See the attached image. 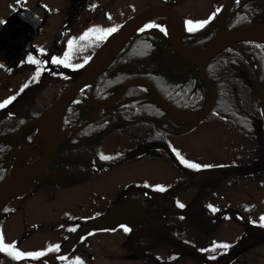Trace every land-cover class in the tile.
<instances>
[{
    "label": "flooded vegetation",
    "instance_id": "1",
    "mask_svg": "<svg viewBox=\"0 0 264 264\" xmlns=\"http://www.w3.org/2000/svg\"><path fill=\"white\" fill-rule=\"evenodd\" d=\"M115 1L107 0L103 7L102 0H0V80H3L2 74H5L10 82L20 83L18 90L12 95L16 98L0 108V128L4 122H21V128L49 111L61 94L83 75L90 61L99 56L119 29L129 19L147 9L145 7L140 12L129 15L118 27L114 25L117 30L102 40L93 34L88 38L92 43H77L76 40L91 28H114L109 25V21L110 9L114 8ZM159 2L162 0H158L156 6ZM101 15L107 19V26L97 27ZM217 17H214L209 27L215 29L214 36L218 29ZM183 20L187 27L188 20L184 16ZM157 25L159 27L151 35L164 41L165 37L161 36L164 31L160 30L164 26L162 23ZM145 36L146 33L140 31L138 36L130 39L97 80L101 76H107L109 70L112 73L117 58L131 55L134 43ZM70 40L74 42L71 50L68 47ZM183 40L184 36L182 45ZM256 43L264 45L263 41ZM88 47L83 61L78 49ZM65 53H69L67 67L51 63L52 57L64 58ZM29 57L40 61V64L29 63ZM77 65L83 66L76 67ZM189 65L191 68L195 67L190 63ZM38 68L44 70L34 79ZM97 80L93 87L84 86L79 97L69 102L58 125L61 143L47 171L57 175L60 181L50 175L43 182L38 179L30 187L33 189L29 188L27 195L16 201L43 193L44 198L41 200L48 211H54L60 203L64 211L59 218L77 221L76 227L72 228L75 231H71L62 243L74 235L86 221L104 215L112 207L121 206L116 218L125 223L113 228L104 226L89 231L64 257H72L86 237L108 234L121 240L125 257L141 261V264H217L212 263L209 254L211 232L221 230L228 223H236L235 219L240 216L239 212L226 203L227 199L225 202L221 196L228 185L241 182L257 170L260 162L264 161H257L260 152L253 159L254 162L247 165L227 163L213 167L201 166L199 169L186 167L174 151V139L190 133L202 124L210 127H224L223 125L207 121L206 118L188 131L189 124L172 119L154 101L151 104L171 119L152 118L149 121L145 101L147 95L127 96L126 99L123 96L111 104H107L106 100L90 101L87 95V102H82L79 99L81 95L85 96L83 93H87L86 89L93 92ZM25 84L28 87L23 88ZM257 86L258 80L255 84L256 88ZM134 87L147 89L140 84L131 86ZM38 96H45V102L41 103L38 111H32V106L40 105ZM2 101L3 99L0 103ZM104 105L107 106L103 107ZM139 106L140 111H137ZM194 107L195 105L177 110L173 106L185 118L196 116L195 113H185ZM133 108L135 109L130 112ZM155 122L164 125L166 131L162 132L158 128L149 133V123L155 125ZM231 133L237 134L232 131ZM247 139L254 143L253 137ZM7 144L10 145L8 157L13 152L24 153L23 165L26 157H40L46 151L45 136L36 126L25 130L15 139L14 147ZM110 144L117 148L110 147ZM254 145V152H257L260 148L256 143ZM101 155L110 159H101ZM155 166H160L166 173L174 175L165 178L166 182L148 178L147 171L155 170ZM229 171L232 177L229 176ZM263 171L264 167L260 172ZM235 177L241 181L230 182ZM158 187H163L165 191H159ZM180 204L184 207H179ZM13 208H20L19 203ZM15 212L14 209L13 214ZM235 215V219L230 220L229 217L234 218ZM125 227L130 231L125 232ZM34 229L39 230L40 227L37 225ZM254 234L256 233L245 232V241L249 242V236ZM255 238L260 239L257 235ZM62 243L47 256L51 257L59 252ZM227 261L218 264H227ZM25 263L27 262L18 261L16 264ZM46 263L78 264V261H60L54 258Z\"/></svg>",
    "mask_w": 264,
    "mask_h": 264
},
{
    "label": "rangeland",
    "instance_id": "2",
    "mask_svg": "<svg viewBox=\"0 0 264 264\" xmlns=\"http://www.w3.org/2000/svg\"><path fill=\"white\" fill-rule=\"evenodd\" d=\"M102 2H104L102 6L105 7L107 0H102ZM224 2L225 0H162L158 5L164 3L172 6L188 21L200 22L209 20L210 17H213V14L216 15ZM157 3L158 0H116L114 8L110 9L111 19L109 25L114 28L115 26L118 27L129 15L140 12L145 7L156 6ZM106 20L102 15L99 16L96 26H107ZM161 23L165 29L171 30L172 25L170 22ZM155 29V27L150 28L151 31ZM76 41L81 44L89 41L92 43L89 39H78ZM88 50L89 47L78 49L81 60L85 61ZM2 75L0 100L3 99V103L14 95L13 93L18 90L20 83L10 82V78L4 76L5 74ZM79 99L82 102H87L86 96L81 95ZM44 102L45 96H38L40 105L35 104V106H32V111H38L41 103ZM195 108L197 107L187 110L185 113H195ZM148 127L149 133L152 132V129L157 130L151 123ZM173 142L176 153L179 152L184 159L192 163H198L202 167L207 165L213 167L214 165L227 163L247 165L254 162L253 159L261 151L258 149L257 152H254L255 145L250 139L238 134L233 135L230 130L221 126L210 127L203 124L190 133L175 138ZM107 146L108 142L106 143ZM110 147L117 148L113 144H110ZM38 159L29 165L35 164ZM155 168L153 171H147L148 178L165 181V178L174 175L173 173H166L160 166H155ZM263 173L264 171L250 174L242 181L235 177L230 182L237 180L241 182H233L225 188L221 196L222 200L227 199V202H225L239 212L240 216L236 219V215L234 218L229 217L230 220L235 219L237 224L234 222L228 223L221 230L211 232L208 248H212L214 243L230 245L227 249L209 250L210 256L214 257V259L211 258L212 263L218 264L228 260L227 264H264V226H262L264 221L261 220V217H264ZM251 175L257 176L252 177ZM229 176L232 177V174ZM98 191L100 193V189ZM42 196L43 193H38L34 197L27 196L19 202L16 199L10 204V208L1 218L2 221L0 220V234L3 235L6 244H14L17 250L24 253L45 252V255H48L53 252V250L48 251V249L50 247L55 249L54 246H60L62 241L71 233L70 229L76 227L77 221H66L59 218L61 212L64 211L60 203L57 204L54 211H48L45 203L41 200L44 198ZM18 203L20 208H13ZM14 209L16 212L13 214ZM37 225L40 227L39 230L34 229ZM245 232L256 234L249 236L250 239L247 242L244 239ZM255 235L260 239L257 240ZM122 249L119 238H114L108 234L90 235L82 241L80 248L76 250L72 257L65 256L63 261L76 260L78 264H141V261L125 257ZM26 259L33 260L31 257H26Z\"/></svg>",
    "mask_w": 264,
    "mask_h": 264
},
{
    "label": "trees",
    "instance_id": "3",
    "mask_svg": "<svg viewBox=\"0 0 264 264\" xmlns=\"http://www.w3.org/2000/svg\"><path fill=\"white\" fill-rule=\"evenodd\" d=\"M238 1L230 11L226 26L228 30L258 24L264 26V0H251L244 3ZM209 24L193 31L186 32L183 45L186 48L201 49L207 47L215 29ZM254 67H252V66ZM258 85L264 83V45L253 42H242L235 48L224 50L212 59L205 67L206 75L211 82L216 101L207 121L218 123L245 138L253 137L254 143L260 148L258 162L264 159V129L258 98L256 96V78ZM255 72V73H256ZM147 82L167 104L180 110L185 107L202 104L196 109L199 114L208 101V91L205 83L198 78V70L181 59L162 39L146 35L142 40L134 43L131 55H121L117 58L114 71L107 76H101L92 92L94 100L104 101L115 95L125 82L130 80ZM87 93L89 89L85 90ZM146 97L149 121L152 118L171 119L169 116L152 105L153 99L147 89L139 87L129 88L124 94L127 96ZM140 106L136 108L140 111ZM133 109H130L131 112ZM152 124V123H151ZM22 123L4 122L0 134L14 132ZM153 125V124H152ZM155 128L166 131L164 125L155 122ZM10 145L0 144V182L12 169V162L8 160ZM34 157L28 156L26 161ZM262 165L263 162H260ZM229 175L232 174L230 171ZM33 188H30V190ZM10 252H0V264H16Z\"/></svg>",
    "mask_w": 264,
    "mask_h": 264
},
{
    "label": "water",
    "instance_id": "4",
    "mask_svg": "<svg viewBox=\"0 0 264 264\" xmlns=\"http://www.w3.org/2000/svg\"><path fill=\"white\" fill-rule=\"evenodd\" d=\"M235 1L236 0H226L224 6L218 14L219 22L216 35L210 45L201 53L187 50L183 47L182 39L185 31V25L183 18L176 9L171 6L160 5L144 10L135 17L131 18L121 27L116 36L99 54V56L87 65L83 75L57 99L49 111L44 112L36 121L22 126L15 133L0 136V143L10 142L12 147H14L15 139L19 138V136L28 128L36 126L39 129V132L44 134L46 145L44 155L41 156L35 164L31 165V167L28 166L23 170H20V166L24 153L22 151L19 153L13 152L10 156V159L15 158V166L11 173L0 183V214L5 210L10 202L22 197L36 180L39 179L40 181H44L50 175L53 179L60 181V178L57 175L49 173L47 170L50 167L56 155L57 148L61 143L58 125L61 122L65 108L69 102L74 99L75 94L79 91V89H81V87L95 84L98 76L107 69L110 62L130 41L136 31L156 14H167L171 16L174 27V35L169 34L166 43L170 45L183 60L189 62L197 68L198 78L205 83L209 92L207 104L197 116L193 118H185L169 104L164 102L155 90L143 81L125 83L120 92L110 99L107 104H111L119 100L123 96L126 89L133 84L140 83L148 88L152 99L155 101L157 106L164 110L172 119L189 124L190 127L187 128L188 131L204 121L212 111L216 101L214 88L205 73L206 64L220 55L225 49L233 48L240 42L251 40L246 38L249 35L255 37L256 35L264 36V26L260 25L243 26L233 31L226 30V19ZM246 1L249 0H245V2ZM258 101L264 126V84L260 94H258ZM105 106L107 105H104L103 107ZM120 207V205L112 207L104 215L88 220L81 229H79L73 236L63 243L61 251L56 256L46 258V260L51 261L54 257L67 254L81 239V237L87 234L90 230L100 229L104 226L113 228L121 223H125V221H120L116 218ZM28 262L31 263L35 261L28 260Z\"/></svg>",
    "mask_w": 264,
    "mask_h": 264
},
{
    "label": "snow or ice",
    "instance_id": "5",
    "mask_svg": "<svg viewBox=\"0 0 264 264\" xmlns=\"http://www.w3.org/2000/svg\"><path fill=\"white\" fill-rule=\"evenodd\" d=\"M214 15L213 14V17H210L209 20L207 21H200V22H193L191 20L189 21H186V25H187V30L189 32H193V31H196L202 27H204L206 24H208L211 19L214 18ZM146 28H154V27H159L158 25H155V24H148L145 26ZM117 29L116 28H111V29H101V28H91L89 29L87 32H85L79 39L80 40H86L89 38L90 35H93L95 34L97 36L98 39H104L106 36L110 35L112 32H115ZM161 31H164L163 28L160 29ZM73 44L74 42L73 41H69L68 42V47H69V50H71L73 48ZM68 56H69V53H65V57L64 58H58V57H52V60H51V63L52 64H62L64 66H68ZM29 63H36V64H40V61L38 60H35V58L33 57H29ZM83 65H77L76 67H82ZM44 69L42 68H38L37 69V73H36V77L35 78H38L41 71H43ZM28 87L27 84H25L23 86V88H26ZM23 88L21 89V91H23ZM16 97H11L9 98L8 100L4 101L3 103H0V108H3L5 107L7 104H10ZM177 157L180 159V162L182 164H184L186 167H189V168H193V169H199L201 166L198 165V164H195V163H192V162H189L187 160H185L179 152L176 153ZM101 159H104V160H107V159H110V157H107V156H103L101 155ZM158 190L163 192L165 191V189L163 187H158ZM179 207H184L182 204L179 205ZM213 211H215V209H213ZM261 220L264 221V217H261ZM262 226H264V224H262ZM70 231H75V229H70ZM124 231L127 232V231H130V229H128L127 227L124 228ZM55 249H58L59 246H54ZM230 245L228 244H217V243H214L213 247L210 249V251H215L217 248H224V249H227L229 248ZM54 250L53 247H50L48 249V251H52ZM5 251H9L10 254H12L14 256L15 259H24L26 257H31L33 259H36V258H39V257H42L44 256L46 253L45 252H36V253H24V252H21L19 250H17L15 248V245H8L5 243V240H4V237L2 234H0V252H5ZM214 259V257H211Z\"/></svg>",
    "mask_w": 264,
    "mask_h": 264
},
{
    "label": "bare ground",
    "instance_id": "6",
    "mask_svg": "<svg viewBox=\"0 0 264 264\" xmlns=\"http://www.w3.org/2000/svg\"><path fill=\"white\" fill-rule=\"evenodd\" d=\"M170 19H171V17L169 15H167V14H156V15L152 16L148 21L151 22V23H153V24H157V23H160V22L168 21ZM256 37H257V39L264 40V36H262V35H259V36L257 35ZM256 37L249 35L246 38H248V39H255ZM76 98H78V96H76Z\"/></svg>",
    "mask_w": 264,
    "mask_h": 264
}]
</instances>
